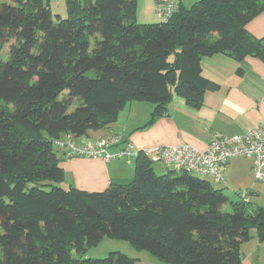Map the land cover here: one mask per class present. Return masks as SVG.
<instances>
[{"label": "trees", "instance_id": "trees-1", "mask_svg": "<svg viewBox=\"0 0 264 264\" xmlns=\"http://www.w3.org/2000/svg\"><path fill=\"white\" fill-rule=\"evenodd\" d=\"M64 3L61 18L49 0H0V264L136 262L117 251L85 258L103 238L158 264H239L250 229L264 242L263 207L182 170L159 175L141 155L130 181L63 189L53 142L109 126L132 102L153 105L148 124L173 94L199 107L218 87L201 75L202 58L264 59L245 30L264 0L178 2L151 24L137 22L135 0Z\"/></svg>", "mask_w": 264, "mask_h": 264}, {"label": "crops", "instance_id": "crops-1", "mask_svg": "<svg viewBox=\"0 0 264 264\" xmlns=\"http://www.w3.org/2000/svg\"><path fill=\"white\" fill-rule=\"evenodd\" d=\"M135 1L138 23L159 22L154 9L158 2L164 0ZM184 1L190 0H178L182 5ZM245 30L264 45V10L245 25ZM201 75L218 87L215 91L203 94L199 107L193 108L183 98L173 94L164 114L148 124L153 105L148 102H132L125 105L114 123L90 131L88 136L74 138V141L85 144L119 135L131 143L134 151L182 144L205 150L215 134L226 138L244 135L264 123L263 58L247 55L236 60L221 53L204 57L201 60ZM67 137L62 135L58 140ZM54 149L63 170V189L74 187L86 192H103L110 183L130 181L134 176V164L132 166L130 159L105 163L101 159L66 157L62 151ZM153 168L159 175L169 170L160 164H153ZM251 176L250 159H232L223 169L224 180L217 189L223 190L225 194L238 195L243 189L249 190L245 180ZM236 190L239 192H234ZM247 201L250 202L248 198ZM257 206L264 208V204ZM239 255V264H264V242L259 239L256 229H250L249 239L239 247ZM129 257L136 259L134 264H158L146 253H134V256Z\"/></svg>", "mask_w": 264, "mask_h": 264}, {"label": "built area", "instance_id": "built-area-1", "mask_svg": "<svg viewBox=\"0 0 264 264\" xmlns=\"http://www.w3.org/2000/svg\"><path fill=\"white\" fill-rule=\"evenodd\" d=\"M177 4L178 0L158 2L154 9L156 18L159 21H167ZM53 145L66 157L101 159L105 163L128 160L141 155L152 164L182 170L216 184L223 182V169L228 161L244 157L251 160L253 179L258 183H264V123L244 135L226 138L215 134L205 150L182 144L134 151L131 143L124 141L119 135L99 138L85 144H77L73 137L68 136L65 140L54 141ZM113 148L115 151H112Z\"/></svg>", "mask_w": 264, "mask_h": 264}, {"label": "rangeland", "instance_id": "rangeland-1", "mask_svg": "<svg viewBox=\"0 0 264 264\" xmlns=\"http://www.w3.org/2000/svg\"><path fill=\"white\" fill-rule=\"evenodd\" d=\"M197 1L198 0H190L188 2L184 1V7H186V9H189ZM64 5H65L64 0H51L50 7H51V12L53 13V15H59L61 18H65L66 14H65ZM7 59H8L7 48L0 46V60L6 61ZM126 160L127 159H121L118 161H126ZM130 160H132V166H133L135 158L132 157L130 158ZM157 167L158 166H156V169ZM195 177H198V176H195ZM208 181L210 182L211 186H213V188H216V189L219 188L220 184H216L211 180H208ZM245 181H246L247 186L249 187V190L243 189L242 191H240V193L238 194L240 196L239 198H248L249 201L251 203H254L256 206L264 204V183L256 182L253 179V176H251L250 178H246ZM58 186L63 187V188L65 187L64 183L62 182L58 183ZM234 192L238 193L239 191L236 190ZM249 192L251 193L253 192L254 194H250ZM226 194L230 195V197L233 199H236L238 197V195H236L235 193L231 195L228 192H226ZM224 210H228V208L224 207ZM116 251L121 252L128 256H134V253L135 254L136 253H146V252H138L134 250L128 242L111 240L109 238H103L96 246L90 248L86 252L85 258L89 259V256H91L93 258H90V259H102L106 257L108 253L116 252ZM96 256H101V257H96Z\"/></svg>", "mask_w": 264, "mask_h": 264}]
</instances>
